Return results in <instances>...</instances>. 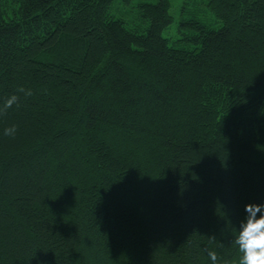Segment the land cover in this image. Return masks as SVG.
Here are the masks:
<instances>
[{
	"label": "trees",
	"instance_id": "16d2710c",
	"mask_svg": "<svg viewBox=\"0 0 264 264\" xmlns=\"http://www.w3.org/2000/svg\"><path fill=\"white\" fill-rule=\"evenodd\" d=\"M203 1L221 26L170 43L171 0H0V100L33 91L0 116V264L239 256L264 204V0Z\"/></svg>",
	"mask_w": 264,
	"mask_h": 264
},
{
	"label": "clouds",
	"instance_id": "9594fccd",
	"mask_svg": "<svg viewBox=\"0 0 264 264\" xmlns=\"http://www.w3.org/2000/svg\"><path fill=\"white\" fill-rule=\"evenodd\" d=\"M33 96V91L23 86L18 87L16 92L0 100V116H6L10 109L18 108L21 97ZM17 126L11 125L4 128L3 134L14 138ZM246 216L237 228L233 244L236 246L239 256L235 261L221 262L215 250H206L211 264H264V204L245 205ZM215 239V237H210Z\"/></svg>",
	"mask_w": 264,
	"mask_h": 264
},
{
	"label": "rangeland",
	"instance_id": "374dc122",
	"mask_svg": "<svg viewBox=\"0 0 264 264\" xmlns=\"http://www.w3.org/2000/svg\"><path fill=\"white\" fill-rule=\"evenodd\" d=\"M158 0H135L134 3H157ZM172 10L171 14L174 18V24L164 33V37L169 40V38H174L177 40L179 33V26L192 19H197L200 21L208 22L212 28H219L221 23L214 19L210 14L207 13V18L203 15L202 8L205 10V5L203 0H171ZM121 10L125 9L123 6H120ZM202 7V8H201ZM209 10V8H208ZM211 12V11H210ZM121 19V18H119ZM207 19L209 21H207ZM213 20V21H212ZM186 27H180L182 32L186 31ZM174 40V41H176ZM170 41V40H169ZM171 43V41H170Z\"/></svg>",
	"mask_w": 264,
	"mask_h": 264
}]
</instances>
